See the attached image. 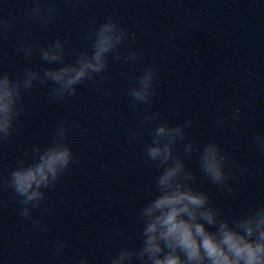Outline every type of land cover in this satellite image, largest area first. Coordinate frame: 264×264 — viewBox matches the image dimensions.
Returning a JSON list of instances; mask_svg holds the SVG:
<instances>
[{
	"label": "water",
	"instance_id": "water-1",
	"mask_svg": "<svg viewBox=\"0 0 264 264\" xmlns=\"http://www.w3.org/2000/svg\"><path fill=\"white\" fill-rule=\"evenodd\" d=\"M39 3L41 15L51 5L55 17H29L36 0H0V74L21 82L37 74L21 87L11 134L0 138V264H110L122 248L139 249L140 213L160 171L145 150L162 124L183 129L173 154L221 218L239 220L264 205V148L254 143L264 134V0ZM109 20L124 39L106 55L104 71L74 85L72 95L55 93L60 85L45 73L92 56L95 33ZM57 41L62 60L44 59L41 50ZM148 70L151 95L140 101L130 92ZM56 142L71 149L72 161L24 217L7 181L20 161ZM208 143L226 158L231 192L200 169Z\"/></svg>",
	"mask_w": 264,
	"mask_h": 264
},
{
	"label": "clouds",
	"instance_id": "clouds-1",
	"mask_svg": "<svg viewBox=\"0 0 264 264\" xmlns=\"http://www.w3.org/2000/svg\"><path fill=\"white\" fill-rule=\"evenodd\" d=\"M42 8L36 0V6L28 16H37L45 23L55 17L54 6L49 5L43 15ZM123 39V30L114 21L101 24L95 33L92 56L82 55L76 65L45 73L46 77L60 85L55 93L72 95L76 91L74 85L92 73L104 71L106 55ZM23 50L27 55L32 54L30 46H25ZM62 53L60 41L41 50L43 58L49 61H61ZM36 78L37 74L30 71L22 82L0 74V138L12 132L21 87L30 88ZM153 78L154 72L146 71L139 80V87L131 90V96L146 101L151 95ZM235 112L239 113V109ZM60 135H63V130ZM183 135L181 127H169L167 124L155 130L153 143L145 151L147 159L160 162L157 166L160 171L155 179L156 194L140 213L141 246L139 249L122 248L111 258L110 264H133L134 261L138 264H264V205L239 220L221 218L218 210L211 205L209 195L192 184L193 173L182 159L173 154V144ZM254 143L264 148V134H257ZM191 150L192 145H188L186 151ZM71 161V149L56 142L32 162H19L7 183L22 197V216L30 215L27 206L38 205L44 195L41 189L56 181ZM199 166L213 184L232 191L225 171L226 158L218 145L208 143L204 146ZM209 226L214 230H210ZM56 247L60 251L64 244ZM79 264H88V261L81 259Z\"/></svg>",
	"mask_w": 264,
	"mask_h": 264
}]
</instances>
